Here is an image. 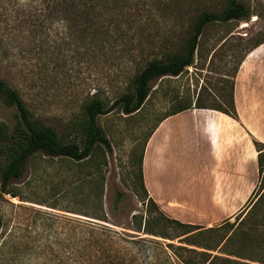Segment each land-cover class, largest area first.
<instances>
[{
    "label": "rangeland",
    "instance_id": "rangeland-1",
    "mask_svg": "<svg viewBox=\"0 0 264 264\" xmlns=\"http://www.w3.org/2000/svg\"><path fill=\"white\" fill-rule=\"evenodd\" d=\"M227 1L150 8L138 24L136 8L129 7L120 27L125 33H112L105 46L95 40L92 49L72 25L50 16L47 0H0V78L19 91L36 119L78 141L73 122L85 103L100 95L113 105L150 60L183 51L201 13L221 12ZM244 3L250 21L209 26L194 66L179 78L152 82L141 112L127 116L115 109L99 116L112 145L106 165L47 156L29 161L24 176L9 186L17 196L0 195V264H202L187 250L207 252L198 246H216L226 228L187 240L197 246L136 231L133 216L146 219L151 208L138 179L139 158L149 134L168 114L198 99L206 107L230 102L239 61L264 38V0ZM16 115L0 102V122L13 126Z\"/></svg>",
    "mask_w": 264,
    "mask_h": 264
},
{
    "label": "trees",
    "instance_id": "trees-1",
    "mask_svg": "<svg viewBox=\"0 0 264 264\" xmlns=\"http://www.w3.org/2000/svg\"><path fill=\"white\" fill-rule=\"evenodd\" d=\"M50 16L72 25L73 33L80 32L81 38H88L93 49L94 41L100 40L105 46L106 40L112 33L122 36L125 31L120 28L126 16L125 11L135 7V21L141 23L144 16L151 12L150 8H169L171 4L181 7L191 5L195 0H47ZM245 0H228L221 12H203L196 19L190 36L179 53H164L162 56L150 60L131 80L127 91L122 94L113 105L108 106L100 95H95L83 105V115L74 120L73 126L78 130L80 140L69 141L62 138L57 131L36 119L28 108L19 91L12 88L0 78V102L7 108L17 110L13 126L0 122V195L17 196L11 189L13 181L21 179L27 169L29 161L37 156L49 158H65L73 162H89L106 165L107 154L112 153V145L105 131L98 125V118L110 114L115 109L124 115L132 116L142 111L152 93L151 83L166 78H179L187 69L194 66L199 40L205 30L214 24H229L233 22L250 21L252 12L244 3ZM151 4L153 6H151ZM125 23V22H124ZM106 24L113 25L107 27ZM264 44V38L254 42L247 49L238 63L232 76L231 99L228 104L218 107H206L199 104L184 106L165 116L159 123L178 113L193 108L216 110L239 120L234 101V78L247 55L253 49ZM139 158L138 179L144 196L150 203L146 219L141 215H134L133 222L136 231L164 240H179L182 244L197 246L195 242H187L197 233H216L227 229L220 236L216 246L198 247L207 252L192 251L201 257L202 264H264V144L254 140L258 151L260 179L252 196L236 217L224 221L221 226L206 228L203 226L182 223L167 216L153 201L144 185L143 156L146 143ZM145 220V226L143 223ZM1 230V219H0ZM218 236V235H217ZM169 247H174L169 244ZM187 249V248H185ZM209 251H217L220 255H212ZM186 264H189L188 262Z\"/></svg>",
    "mask_w": 264,
    "mask_h": 264
},
{
    "label": "crops",
    "instance_id": "crops-1",
    "mask_svg": "<svg viewBox=\"0 0 264 264\" xmlns=\"http://www.w3.org/2000/svg\"><path fill=\"white\" fill-rule=\"evenodd\" d=\"M239 120L193 108L157 126L143 156L149 197L169 217L211 228L233 217L259 183L264 144V44L243 59L234 78Z\"/></svg>",
    "mask_w": 264,
    "mask_h": 264
}]
</instances>
